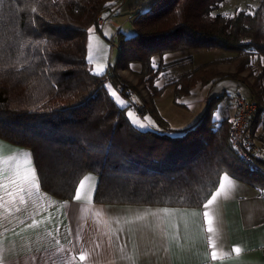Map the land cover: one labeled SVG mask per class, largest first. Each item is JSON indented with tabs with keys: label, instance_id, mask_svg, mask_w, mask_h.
I'll return each mask as SVG.
<instances>
[{
	"label": "trees",
	"instance_id": "1",
	"mask_svg": "<svg viewBox=\"0 0 264 264\" xmlns=\"http://www.w3.org/2000/svg\"><path fill=\"white\" fill-rule=\"evenodd\" d=\"M224 1L159 0L136 12L132 34L118 29L105 38L117 56L97 75L87 60L89 29L105 37L97 19L123 0H2L0 139L30 149L40 187L60 199L71 198L87 172L98 176L99 203L201 206L226 173L264 196V0L251 11L214 13ZM185 50L228 52L236 67L226 72L162 61ZM121 68L151 95L166 86L185 95L222 79L245 85L257 105L252 127L260 152L252 160L259 168H251L229 140L234 115L216 117L223 93L210 97L195 123L172 130L119 74ZM158 79L165 81L155 85ZM107 83L128 101L136 96L139 115L154 117L158 127L135 129Z\"/></svg>",
	"mask_w": 264,
	"mask_h": 264
},
{
	"label": "crops",
	"instance_id": "2",
	"mask_svg": "<svg viewBox=\"0 0 264 264\" xmlns=\"http://www.w3.org/2000/svg\"><path fill=\"white\" fill-rule=\"evenodd\" d=\"M158 1L123 0L115 10L106 12L117 18L112 24L129 21L132 25L133 14L146 12ZM104 14L100 25L105 37L94 30L87 35V60L95 73L100 68L106 71L109 47L105 38L113 37L103 30ZM235 91L252 99L249 89L233 79L215 82L206 96L223 93L230 98L231 110L222 115L233 117ZM33 169L37 176L30 149L0 139V183H8V178L30 177ZM85 177L89 179L81 189V200L76 201V189ZM229 178L227 194L222 193L205 208L219 182L201 206L187 207L95 202L98 176L91 172L81 177L71 198L60 199L43 190L37 177L38 188L26 197L25 205H14L11 212L0 208V252L7 261L28 264H32V256L36 257L35 264H82L78 256L85 250L88 258L83 264H264V196L253 186ZM17 206L19 212L15 211ZM163 208L170 211H160ZM137 216L144 219L137 220ZM209 219L213 233L207 230ZM33 221L37 225L29 227ZM209 237L216 248L211 247ZM236 247L241 249L239 254L232 251ZM61 248L63 252L58 251ZM212 251H217L216 260L211 257Z\"/></svg>",
	"mask_w": 264,
	"mask_h": 264
},
{
	"label": "rangeland",
	"instance_id": "3",
	"mask_svg": "<svg viewBox=\"0 0 264 264\" xmlns=\"http://www.w3.org/2000/svg\"><path fill=\"white\" fill-rule=\"evenodd\" d=\"M257 4L258 0H225L219 8L214 11V13L232 15L239 10L251 11L256 8ZM115 17L116 16L109 15L108 12H105L103 18H105L106 22L103 30L106 34L115 36L118 29H120V31L124 34H127L129 31V35L134 32L133 26L129 21H125L121 25L117 24L118 22H116V24H112L114 21H118ZM108 20H111L112 22H108ZM108 47L109 51L106 57V62L107 64H112L116 59L117 49L115 48L111 51V47ZM232 56L233 54L231 53L219 50H185L167 53L163 55L162 61L166 63L178 61V63L184 64L185 68L209 64V66L213 69L232 72L236 67V59H233ZM155 60L158 59L155 58ZM134 68L140 69V66L134 65ZM178 70H180V68ZM118 72L123 78L137 86L149 110L156 116L157 119H160L161 123H166L168 128L172 130L182 129L195 123L204 111L206 106L205 103H207L210 99V97L206 96V93L211 85H195L190 89V92L185 95H177L175 94L174 87L166 86L162 91H156L158 93L155 92V94H153V92L151 95L149 94V91L144 88L141 80H139L138 77L130 70L121 68ZM241 75L246 77L247 71L242 72ZM248 79L249 81H252L250 77ZM164 81V79H158V81H154L153 83L160 86L164 83ZM105 88L116 105L123 108L124 115L135 129L144 130L146 128L158 127L159 124L156 122L154 117L149 114L143 116L139 115L137 109L134 107L140 103V100L136 96H132L131 100L128 101L123 98L110 84H105ZM113 91L117 93L115 97L111 95ZM221 91L222 90H220V92ZM231 104V99L226 96H224L221 100H217V112H215L216 117H221L222 112L225 110L230 111ZM129 112L132 113L131 117L128 116ZM145 117H147V119H144ZM135 120H140L148 126L144 128L137 127L132 123V121ZM171 133H174V131H171ZM183 157H186V155Z\"/></svg>",
	"mask_w": 264,
	"mask_h": 264
},
{
	"label": "snow or ice",
	"instance_id": "4",
	"mask_svg": "<svg viewBox=\"0 0 264 264\" xmlns=\"http://www.w3.org/2000/svg\"><path fill=\"white\" fill-rule=\"evenodd\" d=\"M2 2V0H0ZM92 29H89V32H91ZM103 72V68H100L98 72H96L97 75L101 74ZM113 97L117 95L115 91L111 93ZM132 113L129 112L128 116L131 117ZM144 119H147L145 117ZM132 123L140 128L147 127L148 125H145L143 122L140 120H135L132 121ZM17 177L20 176V174L17 172ZM88 177H85L83 180L79 182V187L76 189L74 200L79 201L81 200V189L85 188V181L88 180ZM227 182V183H226ZM231 185V181L229 178V175L226 173L219 182V187L217 188L216 192L211 195V199H208L207 203L204 204L205 208H208L210 205L213 204V202L217 199L218 196H220L222 193L227 194V188L228 186ZM33 188H38V182H37V176L35 173V170L33 169L31 171L30 177L28 175H24L22 178H8V183H0V189L3 190V195H0V208H4L6 211L11 212L12 208L14 205H25L26 203V197L30 198L33 195ZM15 211L19 212L20 207H15ZM79 209L77 210V212ZM160 211L164 213H168L170 209L168 208H163ZM155 215V213H152ZM204 216L208 217V212H204ZM137 220H142L144 219V216H137ZM37 221H33L32 225H29V227H35L37 225ZM208 232L213 233L215 230L211 226V219L208 220ZM71 234V233H70ZM77 235H79V231H77ZM209 240L211 242V247L216 248L217 245L214 241H212V237H209ZM99 247V245H97ZM59 252H63L64 249H58ZM235 253L239 254L241 252V249L239 247H236L232 249ZM211 257L213 260H216L218 258L217 256V251H212L211 252ZM88 258V253L87 250L81 251L79 253L78 259L79 261L83 262ZM32 264H35L36 257L32 256L31 258ZM75 259V258H74ZM0 264H28L27 261H7L5 256L3 255L2 252H0ZM46 264V262H45ZM63 264V262H62Z\"/></svg>",
	"mask_w": 264,
	"mask_h": 264
},
{
	"label": "built area",
	"instance_id": "5",
	"mask_svg": "<svg viewBox=\"0 0 264 264\" xmlns=\"http://www.w3.org/2000/svg\"><path fill=\"white\" fill-rule=\"evenodd\" d=\"M103 19L99 17L97 22L102 23ZM236 111L233 121L229 128V140L237 151L251 168L258 169L259 166L252 160L255 155L259 154V146L253 140V116L256 112L257 105L254 101L245 99L243 96L236 94L234 97ZM264 250V248H263Z\"/></svg>",
	"mask_w": 264,
	"mask_h": 264
}]
</instances>
